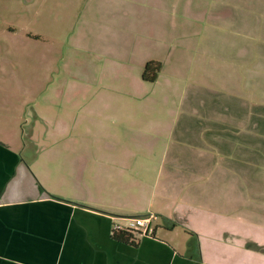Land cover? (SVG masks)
I'll use <instances>...</instances> for the list:
<instances>
[{
	"label": "crops",
	"instance_id": "obj_1",
	"mask_svg": "<svg viewBox=\"0 0 264 264\" xmlns=\"http://www.w3.org/2000/svg\"><path fill=\"white\" fill-rule=\"evenodd\" d=\"M254 67L245 100L237 86L226 107L145 110L149 127L105 131L79 154L59 137L44 157L27 139L45 127L72 137L68 115L28 101L0 111V264H264V63ZM149 214L154 236L113 237L114 223Z\"/></svg>",
	"mask_w": 264,
	"mask_h": 264
},
{
	"label": "rangeland",
	"instance_id": "obj_2",
	"mask_svg": "<svg viewBox=\"0 0 264 264\" xmlns=\"http://www.w3.org/2000/svg\"><path fill=\"white\" fill-rule=\"evenodd\" d=\"M150 59L162 64L155 84L141 79ZM258 62L264 0H0V111L15 113L28 101L27 109L68 115L81 129L72 137L49 127L27 135L44 157L55 156L49 146L59 137L76 142L79 154L105 131L149 127L145 110L159 116L202 100L226 107L237 86L245 100Z\"/></svg>",
	"mask_w": 264,
	"mask_h": 264
},
{
	"label": "built area",
	"instance_id": "obj_3",
	"mask_svg": "<svg viewBox=\"0 0 264 264\" xmlns=\"http://www.w3.org/2000/svg\"><path fill=\"white\" fill-rule=\"evenodd\" d=\"M156 220L157 216L155 214L130 217L126 219L125 224L114 223L112 226V234L120 232H130L140 236H154V223Z\"/></svg>",
	"mask_w": 264,
	"mask_h": 264
},
{
	"label": "trees",
	"instance_id": "obj_4",
	"mask_svg": "<svg viewBox=\"0 0 264 264\" xmlns=\"http://www.w3.org/2000/svg\"><path fill=\"white\" fill-rule=\"evenodd\" d=\"M161 69H162V64L159 61L147 62L144 68L143 75H142L143 81L149 82V83L156 82ZM134 235L135 234L130 233V232H120V233H114L113 237L121 241L123 239H126L129 241L132 238L134 239Z\"/></svg>",
	"mask_w": 264,
	"mask_h": 264
}]
</instances>
